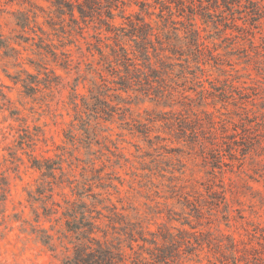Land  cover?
<instances>
[{
  "label": "rangeland",
  "instance_id": "rangeland-1",
  "mask_svg": "<svg viewBox=\"0 0 264 264\" xmlns=\"http://www.w3.org/2000/svg\"><path fill=\"white\" fill-rule=\"evenodd\" d=\"M122 1L125 15L138 10L133 0ZM260 4L257 16L233 6L191 19L215 55L198 74L203 85L211 81L219 91L229 92L232 82L250 95L241 98L232 92L226 105L211 104L215 100L209 98L206 109L217 115L224 112L230 117L228 127L239 120L234 110L245 109L242 116L251 118V133L256 134L264 133L263 124L254 125L264 119V0ZM59 15L49 0H0V264H61L73 245L63 224L65 200L77 199L74 192L82 191L109 196L118 210L124 207L125 213L137 214L151 230L169 226L231 235L237 240L241 264H264V239L257 237L259 228L264 229V152L259 154V148L221 169L212 168L197 147L174 140L161 121L152 123L144 135L129 129L131 121L126 124L117 117L98 118L97 134L90 135L88 146L81 130H74L78 139L67 138L70 124L76 122L69 104L72 87L77 83L76 91L88 94L92 75L88 70L102 66L93 46L94 29H73L68 16ZM114 21L123 19L116 16ZM51 48L59 58L60 51L68 53V68L51 60L47 52ZM126 100L135 119L152 117L154 109H169L137 92ZM34 157L51 158L57 167L55 177H49L52 192L43 183L47 178L42 171L32 166ZM220 181L229 187L226 199L233 216L228 219L222 205L209 203L205 188L211 185L213 190ZM185 196L205 202L196 209L182 204ZM42 229L52 235L49 244L43 243ZM213 250L206 246L197 250L202 264L207 257L218 261L220 252ZM183 263L200 264L187 259Z\"/></svg>",
  "mask_w": 264,
  "mask_h": 264
},
{
  "label": "trees",
  "instance_id": "trees-1",
  "mask_svg": "<svg viewBox=\"0 0 264 264\" xmlns=\"http://www.w3.org/2000/svg\"><path fill=\"white\" fill-rule=\"evenodd\" d=\"M49 1L59 16H68L73 29L81 30L85 26L94 29L92 36H96L97 43L93 46L102 66H90L88 72L92 75L88 94L78 93L77 83L72 87L69 104L75 111L73 120L76 122H72L67 130L69 140L78 139L75 131L81 130L86 135L83 140L88 146L90 138H93L90 135L97 134L94 130L99 125L98 118L112 120L117 117L126 124L131 121L129 129L144 135L151 130L152 123L161 121L174 140L197 147L199 155L212 168L221 169L257 148L260 149L259 154L264 152V133H251L253 121L248 115L242 116V113H247L245 109L244 112L234 110L239 120L231 123V127L227 126L230 117L224 112L217 115L206 109L209 98L215 100L211 104L220 101L226 105L232 92L241 98L250 95L244 93V87L235 86L232 82L228 83L229 92L219 91L211 81H208L209 86L203 85L198 74L204 73L203 66L208 57L215 55L201 41L199 30L191 23L194 16L209 17L212 10L223 12L224 8L233 6H238L241 11L242 7L247 9L250 17L251 14L257 16L256 10L263 7L260 0H133L138 10L128 15L119 4H124L122 0H106L105 3L99 0ZM116 16L123 21L115 23ZM146 16H155L157 20H148ZM20 25L26 26L23 22ZM53 25L51 22L50 26ZM47 52L55 64L68 68V53L60 51L63 57L59 58L56 50L51 48ZM189 84H198L200 89L197 91ZM189 91L196 95L192 96L187 93ZM136 92L169 109H154L152 117L132 118L126 99L130 93ZM262 124L264 126V119L254 123L257 126ZM155 138L165 140L161 135H155ZM50 161L48 157H34L32 166L42 171L47 178L43 183H47L52 192L49 177H55L57 167ZM216 186L213 190L211 185L205 187L209 192V203L222 205L223 215L228 219L233 216L226 199L229 187L222 181ZM74 193L78 198L65 200L62 212L65 233L73 243L72 251L61 264H184L185 259L202 264L196 252L204 246L209 250L214 248V253L220 252L218 261L207 257L205 264H241L237 240L231 235L214 236L209 231L189 232L169 226L151 230L137 214L125 213L127 209L124 207H121L123 211L118 210L107 195L99 192L85 194L83 191ZM185 199L182 204H190L196 209L205 202L186 196ZM56 206L60 205L57 203ZM261 206H264V201ZM131 210L136 208L131 207ZM51 212L55 213L56 208H51ZM42 231L46 233L43 243L49 244L52 235L47 230ZM257 237L264 239L263 228H259Z\"/></svg>",
  "mask_w": 264,
  "mask_h": 264
},
{
  "label": "clouds",
  "instance_id": "clouds-1",
  "mask_svg": "<svg viewBox=\"0 0 264 264\" xmlns=\"http://www.w3.org/2000/svg\"><path fill=\"white\" fill-rule=\"evenodd\" d=\"M44 227H47V225H44Z\"/></svg>",
  "mask_w": 264,
  "mask_h": 264
}]
</instances>
